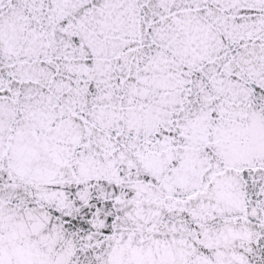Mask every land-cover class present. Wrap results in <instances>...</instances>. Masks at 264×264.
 <instances>
[{"label": "snow or ice", "instance_id": "snow-or-ice-1", "mask_svg": "<svg viewBox=\"0 0 264 264\" xmlns=\"http://www.w3.org/2000/svg\"><path fill=\"white\" fill-rule=\"evenodd\" d=\"M0 264H264V0H0Z\"/></svg>", "mask_w": 264, "mask_h": 264}]
</instances>
